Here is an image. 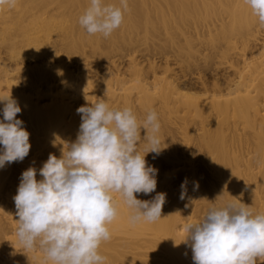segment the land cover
Masks as SVG:
<instances>
[{
  "label": "bare ground",
  "instance_id": "1",
  "mask_svg": "<svg viewBox=\"0 0 264 264\" xmlns=\"http://www.w3.org/2000/svg\"><path fill=\"white\" fill-rule=\"evenodd\" d=\"M119 2L104 0L106 5H118ZM127 2L134 6L136 14L146 20L147 15L154 11L164 24L197 18L213 8L207 0ZM84 5L87 9L90 2ZM236 16L238 18V14ZM52 23V19H45L41 22L42 27L21 29L30 48L17 51L15 47L10 52L9 61L14 60L15 66L31 60L40 62V69L18 68L0 60V98L10 96L21 108L16 118L23 121V127L30 134L31 145L23 161L6 163L0 168V264H54L38 244L33 249H25L19 242L16 234L19 217L13 198L25 170L34 167L36 179L42 180L39 169L49 154L60 158L62 152L76 141L82 122L77 109L94 104L98 99H104L111 108H131L141 123L149 110L156 111L161 124L159 155L151 151L146 153L149 149V144L143 140L146 130L141 129L138 142L140 154L146 153V166L157 170L156 189L149 194L134 195L138 200L153 202L157 194H165L160 219L132 224L131 210L118 193H113L118 215L108 225L111 239L102 242L98 250L106 257L105 264H194L186 224L198 222L210 208H219L227 203H242L253 214L264 213L263 52H260L263 55L248 57L250 45L243 42L239 52L242 64L238 65L239 68L232 66V69L238 68L236 75L226 80L224 87L214 83V91L223 94L206 99L181 92L173 81L156 73L152 76L145 74L136 65H130L133 57L128 68L133 69L134 88L137 90L128 91L125 85L129 79L116 76L121 69L120 63L110 62L111 57L106 53L99 52L104 65L100 66L102 75L91 66L89 54L79 60L78 74H73L67 66H55L56 61L60 63L63 60L57 53L60 50L58 45L44 52L46 41L52 37ZM14 33L5 28L0 31L1 36L9 38ZM101 35H90L83 28L73 44H80L84 38L96 42ZM201 83L206 86L207 82L203 80ZM3 85L6 92L2 91ZM151 87L157 88L158 92L150 93ZM3 107L4 102H0V121H3ZM193 109L200 111L199 122L192 117ZM182 110L185 113L181 114ZM2 150L3 145H0V152ZM196 152L200 153V167L177 169L191 160ZM211 155H215L212 160L209 159ZM212 169H216L215 175L209 171ZM213 175L217 181H211ZM185 181L184 188L197 193L199 200L186 204L181 201V192L185 193L181 185ZM236 196H239L238 200H235ZM11 231L12 236H7ZM3 242L12 245L7 249ZM257 264H264V261L257 258Z\"/></svg>",
  "mask_w": 264,
  "mask_h": 264
},
{
  "label": "clouds",
  "instance_id": "2",
  "mask_svg": "<svg viewBox=\"0 0 264 264\" xmlns=\"http://www.w3.org/2000/svg\"><path fill=\"white\" fill-rule=\"evenodd\" d=\"M8 0H0V5ZM264 24V0H245ZM127 9L90 0L79 17L88 34L109 37L118 29ZM0 121V168L6 163L23 161L29 154V133L17 119L21 108L8 97ZM81 124L75 142L60 158L49 154L39 169L29 167L21 175L14 196L19 217L17 237L25 249L38 246L54 264H105L99 253L102 242L111 239L108 225L118 215L113 193H118L131 210L130 222H155L161 218L165 194L153 202L138 200L134 193L149 194L156 189L157 170L146 166L145 154L159 155L161 124L155 110L138 122L131 108H111L104 99L81 106ZM141 129L146 130L149 149L138 150ZM186 184L182 183L184 189ZM198 184L196 187L198 188ZM182 191L180 199H184ZM191 241L194 264H257L264 261V213L253 214L244 204L227 203L210 208L196 223L185 225Z\"/></svg>",
  "mask_w": 264,
  "mask_h": 264
},
{
  "label": "rangeland",
  "instance_id": "3",
  "mask_svg": "<svg viewBox=\"0 0 264 264\" xmlns=\"http://www.w3.org/2000/svg\"><path fill=\"white\" fill-rule=\"evenodd\" d=\"M87 1L90 2V0H8L0 5V31L5 28L15 32L10 38L7 35L5 37L0 35V60H5L7 64L18 68L40 69V62H31V60L20 62L15 66L14 60L9 61L10 52L15 50V47L17 51L30 48L24 40L26 34L21 29L42 27V20L52 19L53 23L50 26L53 27L52 37L46 41L44 52H49L58 45L60 50L57 53L62 55L63 60L60 63L56 61L55 66H67L73 74H78L79 60L89 54L91 66L98 69L97 74L102 75L100 66L104 65L99 59V52H103L111 57L110 62L120 63L118 65L121 69L117 71L116 76L129 79L125 85L128 91H136L133 69L128 68L129 61L134 57L130 65H136L145 74L152 76L156 73L159 77L173 81L181 92L206 99L223 94L214 91L216 90L214 83L217 82L224 87L226 80L236 75L238 65L242 64L239 52L243 42L250 45L248 57H253L254 54L255 57L259 56L260 52L264 54V46H261L264 45V24L259 22L258 17L245 4V0H207L213 6L209 13L167 24L161 22L154 11L147 15L146 20L145 17L136 14L134 6L126 0L127 9L123 14V22L113 31L112 37L105 38L101 35L96 42L84 38L80 44L75 45L73 41L83 31L79 17L85 12L84 4ZM119 1L115 6H121V0ZM254 42H257L256 45ZM233 65H237L238 68L232 69ZM203 80L207 82L206 86L201 83ZM5 85L2 88L3 92L7 91ZM156 92H158L157 88H150V93ZM183 113L185 110L181 111V114ZM212 113L214 114L215 111ZM191 114L193 119L199 122L200 111L193 109ZM193 155L191 160L177 169L188 170L192 166L200 167L202 163L200 153L196 152ZM214 157L215 155H211L209 159L212 160ZM209 171L214 174L216 169ZM214 175L212 182L218 180ZM184 191V199L181 201L185 204L199 200L197 193L185 188ZM237 197L239 199V196H236L235 200ZM7 236H12V231ZM3 244L7 249L12 245L10 242Z\"/></svg>",
  "mask_w": 264,
  "mask_h": 264
}]
</instances>
